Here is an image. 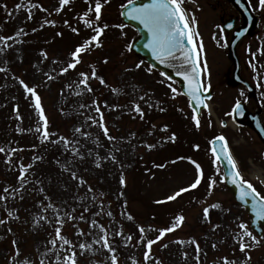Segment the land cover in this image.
<instances>
[{
    "label": "rangeland",
    "instance_id": "1",
    "mask_svg": "<svg viewBox=\"0 0 264 264\" xmlns=\"http://www.w3.org/2000/svg\"><path fill=\"white\" fill-rule=\"evenodd\" d=\"M77 1L70 17L66 5L56 11L59 0H0V36L12 37L7 47L0 41V140L4 137L0 147L5 148L0 152V196L5 197L0 199V220L5 221L0 224V264H60L57 255L62 258L69 248L76 251L78 264H111L112 255L117 256L118 264H223L224 257L236 264H264V234L258 238L260 244L240 251L235 236L241 222L249 225V218L225 188L218 165L208 163L207 140L209 143L222 134L241 164L244 178L263 194L262 147L248 126L234 129L229 124L230 108L236 100H243L245 93L223 83L230 62L206 0H184L182 5L193 32L199 33L197 46H203L199 58L205 70L204 86L213 91L211 107L203 111L199 128L191 126L192 112L176 84L129 51L136 33L118 27L122 24L115 14L125 0L104 4L103 19L109 27L100 37V46L93 45L81 54L75 69L61 73L71 62L74 50L65 41L54 44L48 37L38 38L36 32L41 25L45 29L47 24L58 22L64 27L65 21L75 22L90 4H95V0H73ZM250 2L260 23L255 34L240 45L239 56L242 75L254 83L264 104V64L258 65V60L264 63V8L259 0ZM82 4L85 7H80ZM90 15L95 16L89 12L88 19ZM26 26L29 37L23 35ZM93 67L104 84L91 78ZM81 72L89 74L87 87L91 91L79 83ZM20 79L34 87L40 97L48 121L49 138L45 143L35 98L24 91ZM136 105L142 114L135 111ZM97 106L112 140L93 123L100 118ZM221 120L227 122L226 126L221 127ZM12 156L16 167L25 166L27 173L24 171L22 179L21 175L16 179L8 166ZM192 161L201 166L200 184L167 200L196 180L198 173ZM253 166L261 171L262 179L252 176ZM121 176L124 184L120 183ZM210 178L216 181L211 190ZM216 204L220 206L213 207ZM156 208L160 212L154 213ZM205 208L209 209L207 218ZM177 216H183V222L152 246L151 258L145 261L147 240L155 239L159 228L178 223ZM57 217L63 221L62 226L57 225ZM156 217L163 220L162 226L156 222L158 226L153 227ZM58 226L71 242L63 248L62 241L55 246L50 243ZM140 226L145 229L143 233ZM80 232L83 235H78ZM105 234L114 253L96 243ZM81 243L91 247L81 250Z\"/></svg>",
    "mask_w": 264,
    "mask_h": 264
},
{
    "label": "snow or ice",
    "instance_id": "2",
    "mask_svg": "<svg viewBox=\"0 0 264 264\" xmlns=\"http://www.w3.org/2000/svg\"><path fill=\"white\" fill-rule=\"evenodd\" d=\"M69 2L70 0H59V7L56 9V11L62 10L65 5L69 4ZM107 2L108 0H95L94 7H92L90 4L88 10L80 17V19L84 21V24L87 27H93L92 21L87 18L89 12H94L95 20L100 21L102 17V8ZM183 3L184 0H148L147 3L134 4L133 0H127V13L121 14H126L132 20L138 21L141 25H143V27L147 30L148 33V40L144 46L151 50L152 55L161 64H168L170 61L175 60L177 58V54H179V58L183 60V65L187 67L184 71L178 70L176 75L183 77L185 87L187 88V95L191 97V100L198 101L199 104H203V101L200 98V93L205 89L201 82V69L198 63L199 51L202 50L203 46L201 44L198 50L197 47L193 44L194 36H198L199 33L192 32L187 13L182 6ZM259 5L261 8H264V0H259ZM20 7L21 5H17V8ZM121 7L123 8L125 7V5H121ZM28 18H32L31 14H29ZM45 23L51 22L45 21ZM65 23L67 24V21H65ZM192 23H195L194 17L192 18ZM41 27H43V25H41ZM107 27V24H104L103 26H96L94 28V34L89 39L84 41L83 44L76 46L75 50L71 53V62L67 64V67L61 69L62 74L67 72L69 69H75L77 67V65L81 62L82 53L89 51L93 45L97 47L100 46V37L103 35ZM118 27H123V25H119ZM229 27H231V25H229ZM72 31L78 32L79 30L76 28H72ZM10 39H12V37L0 36V41H3L6 47L8 46L7 41ZM186 41L187 43H185ZM2 50L3 49H0V51ZM136 67L140 68L141 65L137 64ZM149 71H151V69H149ZM80 77L81 79L79 83L87 87L88 81L90 79L89 74L81 72ZM91 78H98L101 84L105 83L103 77H97V73L94 67L91 71ZM49 79H51V77H49ZM19 83L26 93L30 94L31 97L35 98V107L38 110L40 120L43 121L44 125L43 134L41 138L42 140H48V121L44 114V110L40 103V97L37 95L36 89L25 83L23 79H20ZM87 90L91 91V88L87 87ZM173 92H176V90L173 89ZM141 99H144V97H141ZM204 106L206 107V105ZM149 107H151V105H149ZM239 107L240 104L238 101L236 103V109H239ZM95 111L99 114L100 118L99 120H93V123L97 124L103 130L104 135L108 139H114V137H111L109 135V129L105 125L104 116L101 112L100 107H95ZM135 111L142 114V110L139 105L135 106ZM89 119H92V117H89ZM192 120L196 123V126L199 127L200 121L196 109H194L193 111ZM76 131H80V129H76ZM172 138L175 139L174 134ZM61 139L64 140L65 144L68 143L66 138L62 137ZM214 141L221 142V145L219 150L216 147H213L211 149L214 156L213 163L219 161L221 159V154L223 155V158L227 160V163L230 168V172L228 174L230 176V182L233 185H236L238 189L239 199L241 201H245L246 198L250 199L252 211L254 212L256 219L264 221V194H261V192H259L250 181L243 178L235 160L233 159L229 151L225 137L223 135L217 136L214 138ZM194 147L198 148L199 146L195 145ZM12 151L15 152L16 150L12 149ZM0 152H5V148L0 147ZM37 159H39V157H37ZM192 163L195 165L198 173L194 183L189 185V188H181L173 195L168 196L167 200H173L179 195H181V193L188 191L189 189H194L200 184L203 175L201 166L196 161H192ZM24 171L25 169L22 167L21 179L23 178ZM73 178H75V173H73ZM120 183H125L123 176H121ZM215 183L216 181L210 178V190L215 185ZM4 191L8 192V189L6 188L4 189ZM0 199H5V197L0 196ZM219 206V204L213 205V207ZM208 213L209 209L205 208L204 215L206 218L208 217ZM9 215H11V213H9ZM69 218L71 219L72 217L69 216ZM80 218L83 219V216H81ZM128 219H132V217L129 216ZM183 220V216H177L176 221L178 223L173 224L171 227L168 228L159 229V234L155 237V239L147 240V243L145 245L146 250L144 252L145 261H149L151 258L152 246L158 241L162 240V238H164L167 233L173 232L177 227H179V223H182ZM3 223H5V221L0 220V224ZM56 223L57 225L62 226L63 221L59 219V217H57ZM61 226L56 227L55 238L52 239L50 243L55 246L58 240L62 241L60 247L63 248L64 245H68L71 242L61 234ZM239 229L240 232L236 234L235 239L239 244V249L241 252H246L250 247L261 243L260 239H258L256 235H253V232L249 230L248 224L241 222L239 224ZM139 231L143 233L145 229L140 226ZM78 235H83V233L80 232L78 233ZM117 235H119V233H117ZM127 239L131 240L132 237L128 236ZM248 240L251 241V244L247 242ZM15 243L16 242L13 241V244ZM96 243H100L102 247L107 249L110 253L115 252V249L110 246L107 234L101 236L96 241ZM192 243L196 242L193 240ZM86 247L90 248L91 246H86L83 243L79 245V248L81 250L85 249ZM164 247H167V245H164ZM213 247H215V244L213 245ZM67 251L68 254L63 256L62 258L59 254L57 255V260L60 261V264H78V261L76 259V251L72 250L71 248H69ZM196 251L197 253H199L200 251L198 244H196ZM25 264H27V262H25ZM41 264H44V262L41 261ZM111 264H118V259L116 255L111 256ZM223 264H236V262L230 261L228 257H224Z\"/></svg>",
    "mask_w": 264,
    "mask_h": 264
},
{
    "label": "water",
    "instance_id": "3",
    "mask_svg": "<svg viewBox=\"0 0 264 264\" xmlns=\"http://www.w3.org/2000/svg\"><path fill=\"white\" fill-rule=\"evenodd\" d=\"M232 4H234V6L238 9V11L240 12L239 14H241L243 17H249L250 21H251V26L254 27L256 24V18L255 16L251 15L248 8L246 7L244 1L242 0H231ZM148 0H136L133 3L134 4H141V3H147ZM127 5L123 8H121V13H127ZM122 20L134 27L138 34L139 37L137 39H135V41L133 42L131 49L136 53L139 54L141 56H143L153 67L159 69L160 71H162L164 74H166L170 79H174L177 80L179 82V86L181 87V91L184 95H186L189 100H190V104L192 106L193 109H196L197 114H200V111L202 108H204V100L208 97H210V93L209 92H201L200 93V98L203 101V104H199L198 101H193L191 100V97H189L187 95V88L185 87V82L183 80L182 76H178L176 75L177 71H184L186 70L185 65H183V60L181 58H179V54H177V58L175 60L170 61L168 64H161L158 60L155 59V57L152 55V52L150 49L146 48L144 45L147 43L148 40V33L147 30L143 27V25H141L138 21L132 20L128 15L124 14L122 15ZM246 32L244 31H238L232 38V42H231V48H230V56L231 59L233 60L234 63V68H233V72H232V82L230 83L231 85H237L239 83H242L245 85V83L239 78V65H238V60L235 56L234 53V47L235 44L237 43V41L243 36L245 35ZM187 43V41L185 42ZM248 92L249 94L254 95L253 93V89L250 88L249 86H247ZM199 104V106H198ZM240 104V103H239ZM233 115L236 119H238L239 121L242 120L245 117H248L250 120V122L252 123L253 129H255L258 134L262 137V139L264 138V129L262 128L259 118H258V114L259 112L255 113L253 116L249 115L245 109H244V104H240L239 109H236V106L233 108ZM194 111V110H193ZM221 142L219 141H214L213 142V147H216L218 150L220 148ZM222 167H223V172L225 174V179H226V185L228 186V188L231 189V191L233 192L235 198L238 200V202L244 206L245 208H247L248 213L251 214L252 217V228L254 230H256V232L260 233V226L261 224L264 225V221L262 220H257L255 217L254 212L252 211V207H251V201L250 199L246 198L245 201H241L239 199V194H238V189L236 187V185H233L230 182V176L228 175L230 172V168L229 165L227 163V160L223 158V155L221 154V159L219 160Z\"/></svg>",
    "mask_w": 264,
    "mask_h": 264
},
{
    "label": "flooded vegetation",
    "instance_id": "4",
    "mask_svg": "<svg viewBox=\"0 0 264 264\" xmlns=\"http://www.w3.org/2000/svg\"><path fill=\"white\" fill-rule=\"evenodd\" d=\"M226 0H212L211 2L208 1L207 5H213V9L217 10V15L219 20H223L226 18H232L235 19V25H238V18L235 14L234 10L227 5Z\"/></svg>",
    "mask_w": 264,
    "mask_h": 264
},
{
    "label": "bare ground",
    "instance_id": "5",
    "mask_svg": "<svg viewBox=\"0 0 264 264\" xmlns=\"http://www.w3.org/2000/svg\"><path fill=\"white\" fill-rule=\"evenodd\" d=\"M230 124H231V126L233 128H235V124L233 122H230ZM252 176L253 177L255 176V177L259 178L261 176V171L259 169H257L256 167H253V169H252Z\"/></svg>",
    "mask_w": 264,
    "mask_h": 264
},
{
    "label": "trees",
    "instance_id": "6",
    "mask_svg": "<svg viewBox=\"0 0 264 264\" xmlns=\"http://www.w3.org/2000/svg\"><path fill=\"white\" fill-rule=\"evenodd\" d=\"M13 172H14V175H17L16 169H14V171H13Z\"/></svg>",
    "mask_w": 264,
    "mask_h": 264
}]
</instances>
